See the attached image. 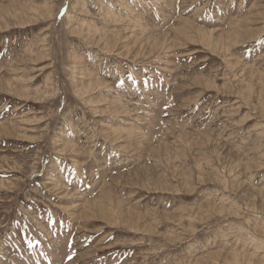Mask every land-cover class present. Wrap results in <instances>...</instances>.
Segmentation results:
<instances>
[{"label": "rangeland", "instance_id": "obj_1", "mask_svg": "<svg viewBox=\"0 0 264 264\" xmlns=\"http://www.w3.org/2000/svg\"><path fill=\"white\" fill-rule=\"evenodd\" d=\"M0 264H264V0H0Z\"/></svg>", "mask_w": 264, "mask_h": 264}, {"label": "bare ground", "instance_id": "obj_2", "mask_svg": "<svg viewBox=\"0 0 264 264\" xmlns=\"http://www.w3.org/2000/svg\"><path fill=\"white\" fill-rule=\"evenodd\" d=\"M204 31V30H203ZM148 58V57H147Z\"/></svg>", "mask_w": 264, "mask_h": 264}]
</instances>
